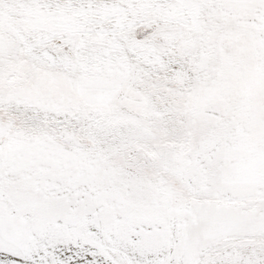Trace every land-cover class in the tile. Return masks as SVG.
<instances>
[{"label": "snow or ice", "instance_id": "6c2138e0", "mask_svg": "<svg viewBox=\"0 0 264 264\" xmlns=\"http://www.w3.org/2000/svg\"><path fill=\"white\" fill-rule=\"evenodd\" d=\"M0 264H264V0H0Z\"/></svg>", "mask_w": 264, "mask_h": 264}]
</instances>
